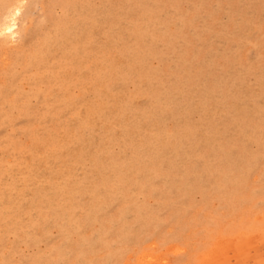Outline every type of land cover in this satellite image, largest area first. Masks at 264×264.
I'll list each match as a JSON object with an SVG mask.
<instances>
[{
  "label": "rangeland",
  "instance_id": "obj_1",
  "mask_svg": "<svg viewBox=\"0 0 264 264\" xmlns=\"http://www.w3.org/2000/svg\"><path fill=\"white\" fill-rule=\"evenodd\" d=\"M0 29V264H264V0H0Z\"/></svg>",
  "mask_w": 264,
  "mask_h": 264
},
{
  "label": "bare ground",
  "instance_id": "obj_2",
  "mask_svg": "<svg viewBox=\"0 0 264 264\" xmlns=\"http://www.w3.org/2000/svg\"><path fill=\"white\" fill-rule=\"evenodd\" d=\"M11 8V7H10ZM18 7H16V9H17ZM19 9V8H18ZM10 10V9H9ZM8 10V11H9ZM18 11H20V10H17V12ZM13 13H15L14 11H12V9L7 13L8 15L7 16H3V17H6V18H4L5 19V22L2 24V28L4 29V31L5 32H9V33H11V34H14V33H16V31L14 30V27L16 26L15 25V23H8L7 21L9 20V19H11V16H15V15H12ZM19 13V12H18ZM13 20V19H12ZM10 21V20H9ZM11 22V21H10ZM12 22H15V21H12ZM15 25V26H14ZM0 30H2V29H0ZM1 32V31H0ZM5 32H4V34H5ZM2 33V32H1ZM8 33V34H9ZM7 34V33H6ZM10 34V35H11ZM9 35V36H10Z\"/></svg>",
  "mask_w": 264,
  "mask_h": 264
}]
</instances>
